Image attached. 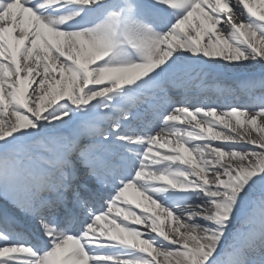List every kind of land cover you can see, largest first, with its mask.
Segmentation results:
<instances>
[{
	"label": "snow or ice",
	"instance_id": "1",
	"mask_svg": "<svg viewBox=\"0 0 264 264\" xmlns=\"http://www.w3.org/2000/svg\"><path fill=\"white\" fill-rule=\"evenodd\" d=\"M0 200V264H264V0H0Z\"/></svg>",
	"mask_w": 264,
	"mask_h": 264
},
{
	"label": "bare ground",
	"instance_id": "2",
	"mask_svg": "<svg viewBox=\"0 0 264 264\" xmlns=\"http://www.w3.org/2000/svg\"><path fill=\"white\" fill-rule=\"evenodd\" d=\"M249 70L257 72V71H260V68L257 66L256 68L249 69ZM257 73H260V72H257ZM256 75H259V74H256ZM243 78H244V74L241 75V76H231V77H229V75L224 76V79L226 81H228L229 83H231L232 81H235V80L243 79ZM207 79H208V82L210 83L211 80H212V77L209 76ZM232 87L235 89V84H232ZM254 95L259 96L260 95L259 90H257L254 93ZM173 96H174V98L176 100L183 99L182 91L181 92H174ZM208 96H212V94L208 93ZM208 96L201 95L199 99H200L201 102H205L206 100H208ZM189 99L193 100V102H195V97L189 96ZM215 100H216V98L212 97V100L209 101V102H215ZM245 102H246V98L244 97V95L242 93H239V92H237L235 95H226L225 97L219 99V103L222 104V105L244 104ZM101 239H104V238L101 237ZM161 264H163V260L162 259H161Z\"/></svg>",
	"mask_w": 264,
	"mask_h": 264
}]
</instances>
